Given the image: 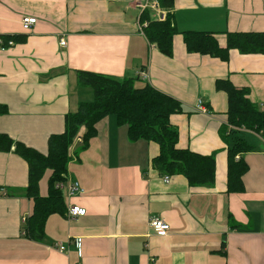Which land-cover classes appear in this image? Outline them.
Returning <instances> with one entry per match:
<instances>
[{
    "label": "crops",
    "instance_id": "0c3cea01",
    "mask_svg": "<svg viewBox=\"0 0 264 264\" xmlns=\"http://www.w3.org/2000/svg\"><path fill=\"white\" fill-rule=\"evenodd\" d=\"M146 1L0 0V40L15 42L5 51L0 44V104L8 108L0 133L46 152L49 137L64 132L66 116L91 98L93 89L79 83L78 71L138 79L137 87L150 84L182 103L171 117L178 147L215 155V183L191 187L181 175L164 182L151 165L159 146L130 142L128 125L110 116L86 147L81 129L67 181L79 182L84 194L65 196V214L50 215L45 238L36 242L23 231L32 211L24 191L28 165L13 150L0 153V264H264V139L238 132L254 149L239 155L248 165L243 192L228 194L229 145L220 134L228 96L216 88L218 80H230L264 111V54L234 49L224 62L188 53L182 35L264 32V0H175L172 57L140 32ZM24 17L37 19L28 32ZM220 43L226 45L223 34ZM200 99L208 114L196 109ZM41 192L47 194L45 181ZM72 206L87 215L70 218ZM153 217L170 225L167 236L152 230ZM79 238L81 256L70 245ZM61 243L67 252L55 248Z\"/></svg>",
    "mask_w": 264,
    "mask_h": 264
},
{
    "label": "trees",
    "instance_id": "16d2710c",
    "mask_svg": "<svg viewBox=\"0 0 264 264\" xmlns=\"http://www.w3.org/2000/svg\"><path fill=\"white\" fill-rule=\"evenodd\" d=\"M158 1L168 11L167 19H153L147 10L142 13L140 21L148 22L144 28L148 42L163 55L172 57L174 38L178 33L171 13L175 0ZM222 34L226 40L225 46L220 43ZM182 35L188 53L214 57L224 62L229 60L230 51L234 49L242 54H264V32L186 31ZM9 41L4 39L6 44ZM77 75L83 87L93 89L94 100L80 103L75 113L66 116L64 132L49 137L46 152L28 147L6 133H0V153L13 150L28 165V185L24 191L32 201V211L23 228L26 238L41 242L45 238L48 217L57 213L65 214L66 197L56 185L67 180L72 159L70 150L82 128L86 130L82 136V146L86 147L97 135L99 123L110 116L115 117L118 124L128 125L130 142L144 140L159 146V155L152 159L151 165L161 175L184 176L191 187L211 186L215 183V155L204 156L178 147L179 132L171 123V117L182 112L181 102L150 84L137 87L138 79L121 81L85 71H78ZM216 88L227 94L229 105L227 123L220 131L221 137L229 145L227 193H241L248 165L239 155L253 151L254 147L240 137L238 132L245 129L264 139V111L251 101L248 89L237 88L230 80H218ZM7 113L8 108L0 104V116ZM44 181L47 194L41 192Z\"/></svg>",
    "mask_w": 264,
    "mask_h": 264
},
{
    "label": "built area",
    "instance_id": "2783aa9c",
    "mask_svg": "<svg viewBox=\"0 0 264 264\" xmlns=\"http://www.w3.org/2000/svg\"><path fill=\"white\" fill-rule=\"evenodd\" d=\"M140 7L143 11L150 10V11L154 12L156 15L155 19H157L159 21H165L167 19L168 11L166 9L162 8V6L158 0H147L144 4L140 5ZM36 23H37L36 18H32V17L22 18L23 29L26 32L30 31L35 26ZM147 26H148V22L141 23V25H140V32L143 35H145L144 28ZM0 44L5 45V46L4 45L2 46V50L5 51L8 47L14 46L15 42L13 40H10L6 44L3 40H0ZM61 46L66 47V42L64 39H62V41H61ZM139 76L143 79H147L148 73L146 71H142L139 74ZM196 109L201 113H205V114L209 113V110H208L204 100H202V99H200L198 101ZM170 178H171L170 176H165L164 182L169 183ZM56 188L59 189L60 191H62L65 194V196H67L68 198H73L76 195L84 194V189L81 187V185L77 181H69L68 182L67 180H65V181L59 182L56 185ZM86 215H87V209L81 208L80 206H72L68 210V216L72 219L78 218V217H84ZM25 223H26V219L24 221V225H25ZM150 227L155 232V234L159 237L167 236L169 231H170V225L166 221H164L163 218H160V217H153L150 220ZM70 245H73L75 250L77 251V253L81 256V254H82L81 253L82 239H80V238L74 239L70 242ZM55 248L58 249L60 252H67L70 247L61 243V244H57L55 246Z\"/></svg>",
    "mask_w": 264,
    "mask_h": 264
},
{
    "label": "rangeland",
    "instance_id": "374dc122",
    "mask_svg": "<svg viewBox=\"0 0 264 264\" xmlns=\"http://www.w3.org/2000/svg\"><path fill=\"white\" fill-rule=\"evenodd\" d=\"M88 92H91V98H90V100L89 101H93L94 100V96H93V91H91L90 89H89V91ZM88 101V102H89ZM70 156H71V161L73 160V155H72V153H71V150H70ZM70 165V164H69ZM68 170H69V168H68Z\"/></svg>",
    "mask_w": 264,
    "mask_h": 264
}]
</instances>
